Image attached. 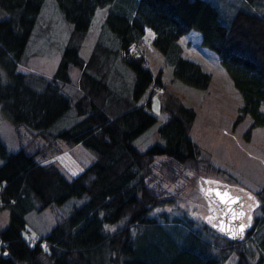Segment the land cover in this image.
I'll list each match as a JSON object with an SVG mask.
<instances>
[{
	"label": "trees",
	"instance_id": "16d2710c",
	"mask_svg": "<svg viewBox=\"0 0 264 264\" xmlns=\"http://www.w3.org/2000/svg\"><path fill=\"white\" fill-rule=\"evenodd\" d=\"M46 2L0 0L6 12L0 17V105L17 128L31 130L15 150L0 137V210L9 209L7 224L0 225V264H223L232 252L234 264H264V185L256 190L260 213L241 239L164 210L176 199L155 167L170 178L177 163L216 169L191 135L193 105L166 92L160 104L166 118L158 127L164 142L145 149L135 144L159 118L151 98L165 84L162 68L154 75L141 48L148 26L174 75L207 87L212 73L185 55L179 40L199 31L242 94L233 125L251 115L244 133L249 139L264 123V0H242L227 22L213 0H56L72 26L51 75L19 68ZM107 4L113 7L84 56L86 32ZM71 84L75 95L65 90ZM60 141L93 155L73 177L52 158L65 146ZM84 195L71 211L56 214L45 234L23 233L30 210Z\"/></svg>",
	"mask_w": 264,
	"mask_h": 264
},
{
	"label": "rangeland",
	"instance_id": "374dc122",
	"mask_svg": "<svg viewBox=\"0 0 264 264\" xmlns=\"http://www.w3.org/2000/svg\"><path fill=\"white\" fill-rule=\"evenodd\" d=\"M221 9V17L227 22L238 7L243 6L242 0H213ZM112 4L99 7L93 23L87 30L81 54L88 56L96 42L105 20V14ZM6 12L0 8V17ZM71 24V25H70ZM72 22L61 12L56 0H47L41 9L35 29L27 43L26 53L28 56L24 63L19 64L23 70H34L51 75L56 68L60 57V50L68 36ZM154 30L146 27L142 50L147 56L148 65L154 75L162 68L164 85L152 93L151 110L158 115L157 121L147 130L136 137L135 144L145 149L151 143L164 142L158 127L165 117L161 110V96L169 90L178 93L187 104L193 105L197 110L196 119L191 131L192 137L199 142L203 148L206 158H210L216 169L202 166L191 167L175 164L173 178L168 172L155 167L156 176L167 189L171 191L170 196L176 200L165 204L164 210L172 211L171 215L193 217L208 223L212 228L218 230L215 222L219 217L218 205L209 197L205 196L202 189L208 185H230L233 191H242L246 198L247 206L246 220H249L248 228L253 223V218L260 213L259 199L256 190L264 185V123L253 127L252 135L246 138L244 133L252 121L251 115H247L241 122L234 126V120L238 108L243 102V97L234 85L227 70L218 62L215 54L202 46L195 32L189 34L192 40L187 45L185 36L181 38L184 44V53L194 57L198 62L212 73V80L207 87H199L187 83L176 77L173 73L172 64L166 62L164 55L152 41ZM187 45V46H186ZM126 68V73L131 74ZM76 70H74V74ZM66 92L75 95L77 89L74 84L65 87ZM264 109V103L261 105ZM70 114V113H69ZM72 117V116H71ZM73 118V117H72ZM66 120V119H64ZM67 126V125H66ZM62 128V127H61ZM31 130L27 125L21 124L17 128L6 111L0 105V137L9 150L20 147V138H28ZM60 144H65L60 141ZM92 153L80 144L73 147L65 144L64 148L54 154L52 158L58 163L68 177L77 175L87 163L91 161ZM47 156L44 157L47 158ZM51 158V156H50ZM161 159L158 156L157 161ZM3 157L0 155V163ZM206 181H214L207 184ZM253 197L254 199H250ZM86 196H71L62 203H54L41 209H32L26 215L25 235H43L48 232L56 221V214H66L75 205L84 201ZM250 218V219H249ZM9 220V209L0 210V225L7 224ZM115 227V225H113ZM253 247V245L250 243ZM1 251V249H0ZM256 254V252H255ZM237 253L232 252L223 264H234Z\"/></svg>",
	"mask_w": 264,
	"mask_h": 264
},
{
	"label": "water",
	"instance_id": "95a60500",
	"mask_svg": "<svg viewBox=\"0 0 264 264\" xmlns=\"http://www.w3.org/2000/svg\"><path fill=\"white\" fill-rule=\"evenodd\" d=\"M209 187L218 189L220 192H224L225 190H227L232 197H239L238 202L232 204L221 203L219 197L215 196V194H213L210 198L219 203L221 208L220 216L215 225L222 233L227 235L229 238L241 239L244 235L246 227L249 225V222L244 218L247 209L243 206L245 202L243 193L233 192L229 185H226L224 187L220 185H208L207 188ZM229 209L233 210V212L235 213H243V215H241L239 219L234 218L233 213L230 212ZM241 226H244L242 234L233 235L232 233L238 232ZM222 228L224 229L223 231L221 230Z\"/></svg>",
	"mask_w": 264,
	"mask_h": 264
},
{
	"label": "snow or ice",
	"instance_id": "6c2138e0",
	"mask_svg": "<svg viewBox=\"0 0 264 264\" xmlns=\"http://www.w3.org/2000/svg\"><path fill=\"white\" fill-rule=\"evenodd\" d=\"M206 183L207 184H214L216 182H214V181H206ZM202 191H204L206 197H211L213 194H215V196L219 197L220 202L221 203H225V204L236 203L239 200V197H232L227 190H225L224 192H220L218 189H213V188L209 187L207 189H202ZM250 199H254V198L253 197H250ZM229 211L232 212L233 215H234V218H237V219H239L240 216L243 215V213H235L231 209H229ZM243 227L244 226H241V228L239 229L238 232H235V233H232V234L233 235H240V234H242ZM221 230L223 231L224 229L222 228Z\"/></svg>",
	"mask_w": 264,
	"mask_h": 264
},
{
	"label": "crops",
	"instance_id": "0c3cea01",
	"mask_svg": "<svg viewBox=\"0 0 264 264\" xmlns=\"http://www.w3.org/2000/svg\"><path fill=\"white\" fill-rule=\"evenodd\" d=\"M192 32H195V35H197V37H198V39H199V43L201 42V38H202V35H201V33L199 32V31H197V30H195V29H191V30H189L188 32H186V33H184L181 37H180V42H181V44H182V46H183V52H184V44L182 43V41H181V38L183 37V36H185V40L187 41V45L191 42V40H192V38H191V36H189V34L190 33H192ZM186 45V46H187ZM202 46H204L203 44H202ZM205 48H207L208 50H210L208 47H206V46H204ZM210 51H212V50H210ZM214 54H215V52L214 51H212ZM185 54V53H184ZM185 55H187V54H185ZM187 56H189V55H187ZM215 56L217 57V55L215 54ZM191 57V56H190ZM192 58H194V57H192ZM195 59V58H194ZM217 59H218V57H217ZM218 62H220L219 60H218ZM221 64V63H220ZM208 70V69H207Z\"/></svg>",
	"mask_w": 264,
	"mask_h": 264
}]
</instances>
